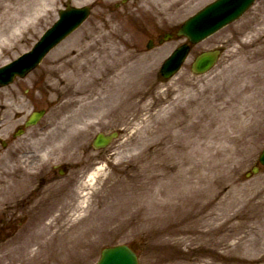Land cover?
Segmentation results:
<instances>
[{"label":"rangeland","instance_id":"1","mask_svg":"<svg viewBox=\"0 0 264 264\" xmlns=\"http://www.w3.org/2000/svg\"><path fill=\"white\" fill-rule=\"evenodd\" d=\"M68 1L91 6L90 16L28 77L31 100L16 105L11 96V134L31 110L48 111L45 129L29 128L22 146L0 147V210L11 203L21 224L0 264H94L102 248L117 244L134 248L139 264H264V170L246 177L264 146V98L258 109L234 114L243 86L264 89L256 80L264 77V0L196 45L165 83L158 69L182 41L147 50L148 38L214 0H140L116 11L120 0H45L0 47V66L29 50ZM93 43L88 54L107 56L99 72L124 73L132 98L84 135H64L74 86L57 67ZM219 46L217 65L193 75L195 55ZM8 109L0 99V138L10 130ZM116 130L109 147L91 149L96 133ZM58 164L69 170L60 189H38L36 171Z\"/></svg>","mask_w":264,"mask_h":264},{"label":"bare ground","instance_id":"2","mask_svg":"<svg viewBox=\"0 0 264 264\" xmlns=\"http://www.w3.org/2000/svg\"><path fill=\"white\" fill-rule=\"evenodd\" d=\"M45 0H0V47H7L8 42L15 33L27 23L38 11V5ZM37 7V8H36ZM42 5L40 6V8ZM19 22L16 26L15 22ZM103 41V40H102ZM94 43L81 45L72 52L71 57L61 59L57 67L66 73V87L73 84L74 88L68 95L70 99L65 106L71 110V120L67 121L62 133L64 135H84L97 120L102 119L109 110L123 111L127 102L131 100L128 90L124 85V73L119 71L99 72L102 66H107V56L97 57L88 54ZM72 69V72L66 70ZM256 80L264 82V77ZM264 98L262 86H243L237 95V102L243 103L235 108L234 114L245 115L249 113L248 107L258 109ZM235 102V101H233ZM224 139L237 140L229 133L223 132Z\"/></svg>","mask_w":264,"mask_h":264},{"label":"water","instance_id":"3","mask_svg":"<svg viewBox=\"0 0 264 264\" xmlns=\"http://www.w3.org/2000/svg\"><path fill=\"white\" fill-rule=\"evenodd\" d=\"M252 2L253 0H217L186 21L178 34L187 37L191 43H197L239 17ZM87 14V8H72L60 12L59 21L44 34L31 52L0 69V85L7 82L10 77L12 80L16 74L23 76L32 69L53 46L76 28ZM188 51L189 47L183 45L164 62L161 73L165 78L172 76L179 69ZM218 55L217 50L202 53L193 64L194 73L208 71L216 62ZM41 115L42 112L34 113L30 123H34ZM113 137L115 134L109 136L99 134L95 140V147L105 146ZM259 161L264 165V150ZM256 171L254 168L253 172ZM97 264H137V258L128 247L119 245L104 249Z\"/></svg>","mask_w":264,"mask_h":264},{"label":"flooded vegetation","instance_id":"4","mask_svg":"<svg viewBox=\"0 0 264 264\" xmlns=\"http://www.w3.org/2000/svg\"><path fill=\"white\" fill-rule=\"evenodd\" d=\"M172 36H174L173 32ZM165 37L164 32H157L153 40L157 39L158 41L163 40ZM23 80H17L15 81V84L13 85V93L11 95V84L7 86V91L6 95H1L0 99H7V103L9 105V113H10V118H9V125H10V130L6 138H0V147L1 148H10L11 149V144L18 143L19 146H22V142L20 138H23L26 136V131L23 126L24 121L19 123L17 126L14 127V131L11 134V96L12 100L15 104H19L22 99L16 96V91L19 93H22V90L24 89V85L21 83ZM25 97V101H29V99ZM25 120V119H24ZM1 129V126H0ZM17 133H20V136H16ZM23 149H20L21 152H23ZM63 167V166H62ZM15 178H22L24 175V172H15ZM36 175H32L30 177H33L35 179V185L38 189L44 188V187H49V188H59L61 186L62 180L67 177L68 172H65V170H62L61 174V169L60 167L56 166H41L40 170L36 171ZM14 209V208H12ZM21 210V209H18ZM15 210L11 211V203L4 202L2 205V209L0 210V251H6L7 253H11V237L17 232V229L19 225V214L18 216H14ZM18 213H20L18 211Z\"/></svg>","mask_w":264,"mask_h":264}]
</instances>
